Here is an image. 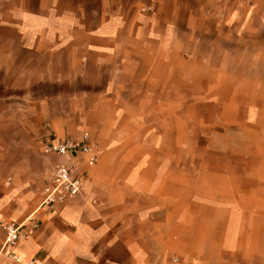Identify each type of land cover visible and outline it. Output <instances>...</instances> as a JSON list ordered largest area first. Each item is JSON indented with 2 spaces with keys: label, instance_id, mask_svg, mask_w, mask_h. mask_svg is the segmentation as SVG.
I'll list each match as a JSON object with an SVG mask.
<instances>
[{
  "label": "crops",
  "instance_id": "1",
  "mask_svg": "<svg viewBox=\"0 0 264 264\" xmlns=\"http://www.w3.org/2000/svg\"><path fill=\"white\" fill-rule=\"evenodd\" d=\"M39 1L0 0V32L23 30L9 19L38 16ZM97 2L102 21L79 29L96 49L80 63L103 79L80 95L103 88L95 103H18L20 75L0 56V222L19 226L14 252L39 264H264V0ZM220 93L217 107L179 101ZM85 134L94 168L43 153ZM62 164L78 166L83 189L51 210L44 191ZM5 239L0 228V251ZM0 264L19 263L0 252Z\"/></svg>",
  "mask_w": 264,
  "mask_h": 264
},
{
  "label": "rangeland",
  "instance_id": "2",
  "mask_svg": "<svg viewBox=\"0 0 264 264\" xmlns=\"http://www.w3.org/2000/svg\"><path fill=\"white\" fill-rule=\"evenodd\" d=\"M38 16H22L9 19V23L23 26L21 31L0 32V40L6 47L0 48V56H6L4 67L7 71L20 75L22 88L12 90L18 103L35 102L41 99L78 100L83 103H95L97 91L103 88L85 84H101L103 79L95 77L94 65L81 64V56L95 55V48H87L80 39V26L96 25L102 21L97 0H40ZM11 18V17H10ZM10 20H13L11 22ZM55 25L56 31H47L48 26ZM39 27V31L35 28ZM66 27V28H64ZM25 29V30H24ZM67 29V30H64ZM93 52V53H92ZM84 79H81V69ZM15 75V74H14ZM88 76V79H86ZM9 83H11L9 78ZM101 87V86H100ZM90 94V95H89ZM228 95L179 97L184 103H204L209 101L212 107L223 104ZM150 97L135 96L138 103ZM79 104V101L77 102ZM215 109V108H213ZM170 264H176V257L169 258Z\"/></svg>",
  "mask_w": 264,
  "mask_h": 264
},
{
  "label": "built area",
  "instance_id": "3",
  "mask_svg": "<svg viewBox=\"0 0 264 264\" xmlns=\"http://www.w3.org/2000/svg\"><path fill=\"white\" fill-rule=\"evenodd\" d=\"M251 4L253 0H235ZM149 9L143 7L145 12ZM43 153L46 156H74L83 154L86 156V166L94 168L99 160L100 152L95 139L90 134H85L81 141L71 137H65L43 145ZM83 189V175L78 166L74 164L58 165L44 191L42 205L48 209L55 210L57 205L69 197L81 195ZM0 228L6 232V239L1 249V253L7 258L19 264H39L36 259L24 262L14 251L19 245L22 235L19 226L15 224H5L0 222Z\"/></svg>",
  "mask_w": 264,
  "mask_h": 264
}]
</instances>
